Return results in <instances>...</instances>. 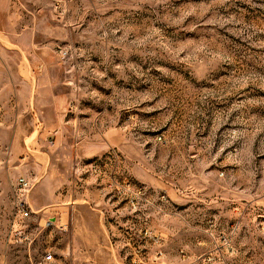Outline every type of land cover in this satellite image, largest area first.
<instances>
[{"label": "rangeland", "instance_id": "1", "mask_svg": "<svg viewBox=\"0 0 264 264\" xmlns=\"http://www.w3.org/2000/svg\"><path fill=\"white\" fill-rule=\"evenodd\" d=\"M43 11L66 113L33 135L0 50V264H264V0Z\"/></svg>", "mask_w": 264, "mask_h": 264}, {"label": "crops", "instance_id": "2", "mask_svg": "<svg viewBox=\"0 0 264 264\" xmlns=\"http://www.w3.org/2000/svg\"><path fill=\"white\" fill-rule=\"evenodd\" d=\"M46 5L49 0H0V50L17 56L14 80L18 81L13 85L20 87L18 105H25L31 113L35 128L32 134L48 140L50 133H61L68 95L56 90L68 84L58 78L56 70L60 66L51 55L53 49L42 38L48 31L43 11ZM24 93L27 98L22 100L20 95ZM47 114L53 123H47Z\"/></svg>", "mask_w": 264, "mask_h": 264}, {"label": "built area", "instance_id": "3", "mask_svg": "<svg viewBox=\"0 0 264 264\" xmlns=\"http://www.w3.org/2000/svg\"><path fill=\"white\" fill-rule=\"evenodd\" d=\"M65 56V54H62ZM30 181L22 177L18 179L15 193V205L18 209V213L23 216H29L30 212L27 206V195L30 189ZM36 264H57V260L54 257V252H47L44 254Z\"/></svg>", "mask_w": 264, "mask_h": 264}]
</instances>
